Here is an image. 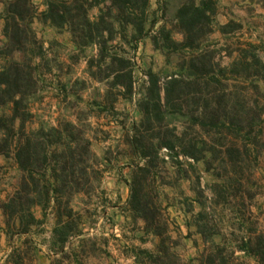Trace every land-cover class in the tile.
Instances as JSON below:
<instances>
[{"label":"rangeland","instance_id":"obj_1","mask_svg":"<svg viewBox=\"0 0 264 264\" xmlns=\"http://www.w3.org/2000/svg\"><path fill=\"white\" fill-rule=\"evenodd\" d=\"M9 1L0 3V50ZM83 1L90 26L73 32L44 20L46 0H32L37 46L26 57H13L29 59L32 85L23 100V122L12 126L15 135L0 132L8 142L7 154L0 155V264H151L159 239L146 234L144 222L127 208L129 166L144 163L129 145L132 126L148 147L163 140L220 150L237 138L238 129L261 140L240 158H223L218 151L206 153L207 163L175 160L161 149L151 163L171 252L182 264H197L204 248L195 223L203 212L221 234L213 241L231 253L245 236L239 230L244 221L264 230V0H203L209 20L195 30L193 52L183 48L178 12L201 0H147L146 6L130 0L123 13L108 1ZM199 52L212 65L199 69L217 75L212 84L228 112L246 115L251 126L212 125L203 117L207 90L188 71ZM241 55L249 61L238 65ZM5 60L0 53V67ZM174 78L183 84L166 95ZM260 111L262 123L254 118ZM11 116L8 102L0 118ZM20 134L34 148L27 171L15 157ZM250 139L236 140L243 146ZM52 188L57 195L46 196ZM120 212L123 218L116 219Z\"/></svg>","mask_w":264,"mask_h":264},{"label":"trees","instance_id":"obj_2","mask_svg":"<svg viewBox=\"0 0 264 264\" xmlns=\"http://www.w3.org/2000/svg\"><path fill=\"white\" fill-rule=\"evenodd\" d=\"M2 1L4 0H0V3ZM102 1H108L118 13H123L130 4V0ZM140 1L143 2V6L147 5V0ZM203 5V0H201L197 6L191 3V5L183 7L178 12V21L184 33L183 48L191 52L198 49L196 43L199 36L195 34V30L198 26L205 25L209 20L207 12L203 9ZM88 7L86 2H79V0H46V9L40 15L44 20L50 22L55 27L68 25L72 28V31L75 32L74 29H82L83 27L90 26L86 18ZM2 18L4 22L2 35L5 43L0 53L4 55L6 60L5 64L0 67V107L11 102L12 116L9 119L0 118V132H7L12 134V136L9 137H13L15 133L12 126L16 120H20V123L23 122V100L32 85V69L29 59L24 58L22 61H17L13 58L16 54H22L23 57H26V55L32 53L37 46L32 30L33 21L37 19L32 0H10L5 5ZM77 18L80 19V22L75 24L74 21ZM138 31L141 32V28ZM206 54L205 52L192 54L188 62V71L192 73V77L196 80H202L207 90L203 117L212 125L251 126V124L247 123L249 118L246 117V115L242 116L239 112H235L234 114L228 112L227 105L224 103L225 97L221 96L218 88L212 84V82L216 81L217 75L210 70L202 73L199 69V67H212L211 62L207 60ZM8 58H10V60ZM252 60L255 64L260 63L258 57L255 55L252 56ZM247 61H249L248 58L241 55L238 56L236 62L239 65ZM182 84L183 80L174 78L166 84V88H164L163 91L166 95H169V93H173L174 89L178 91L179 86ZM188 84L190 85L191 83ZM192 84H194V86L196 85L195 83ZM254 88L258 91L257 84H254ZM262 115L263 112L260 111L257 114L255 113L254 118L262 123ZM19 128L21 130L22 126L20 125ZM137 128V126H132L133 136L131 137L129 145L134 154L141 158L144 163L142 165L137 164L129 166L131 167V177L127 184L129 188L127 208L134 217L144 222V232L146 234H152L159 239L156 252L150 257V263L182 264L180 258L171 252V247L168 243L170 241L169 236H167L169 222L161 207L159 193L157 191L156 176L151 172V163L153 159L158 160V153L161 149H165L171 158L175 160L179 157H184L197 162L202 161L207 163L205 158L206 153L208 155H215L218 151L223 158H240L242 155L249 154L252 148H255L261 143V140L256 136H254L252 140V138L250 139L251 131L244 132V130L238 129L235 134L237 138L223 145V148H220V150H216L214 147L205 150L203 147L197 148L196 145L176 146L170 142H163V140L155 146L150 145L148 147L142 140L137 138ZM258 133L261 134L262 131L259 130ZM242 135H247L248 139H250V142L243 146L241 144L239 145V140H236L241 139ZM23 138L24 135L20 134L17 140L15 157L20 168L23 171H27V167L32 163L31 157L34 148L32 149L29 141H25ZM173 138L177 139L176 135L174 136L173 134ZM7 151V139L0 140V155H6ZM196 153H200V156H196ZM53 181H55V179H53ZM25 189H27L26 186L24 190ZM50 193L55 196L58 190L52 188L50 192L47 191L46 196ZM15 199L17 201L21 200L19 197ZM15 199L11 201V204H15ZM8 207L9 206H5L4 208ZM11 207H13V205ZM197 218L200 219L195 223L196 233L200 236L204 248L196 260L197 264H242L239 263L238 258L235 257V252H239L251 259L253 264H264V230L258 228L256 222L250 224L248 221H244L240 224L239 230H244L245 236L241 237L234 251L225 253V249L216 244L212 239L213 236H221V234L213 228L214 226H210L209 223L205 221L203 212H200ZM30 221L31 223L35 222L32 217H30Z\"/></svg>","mask_w":264,"mask_h":264},{"label":"crops","instance_id":"obj_3","mask_svg":"<svg viewBox=\"0 0 264 264\" xmlns=\"http://www.w3.org/2000/svg\"><path fill=\"white\" fill-rule=\"evenodd\" d=\"M122 204H123V202H122ZM119 205H121V204H119ZM119 205H118V207H119ZM119 214H120V216H119V215H116V219H117V218H121V219L123 218L122 215H124V214H123L122 212H120ZM34 217H35L36 219L40 218L39 215H36V216H34Z\"/></svg>","mask_w":264,"mask_h":264}]
</instances>
